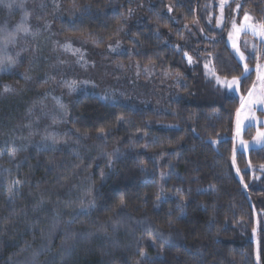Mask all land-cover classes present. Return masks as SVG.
Returning <instances> with one entry per match:
<instances>
[{"label":"trees","instance_id":"1","mask_svg":"<svg viewBox=\"0 0 264 264\" xmlns=\"http://www.w3.org/2000/svg\"><path fill=\"white\" fill-rule=\"evenodd\" d=\"M32 1L35 11L27 0L23 9L0 5V25L11 30L27 12L31 32L35 22L54 21L60 35L97 46L116 38L126 6L62 0L77 12L62 21L49 0ZM216 1L159 0L146 12L150 26L129 34L135 62L186 79L167 113L59 87L44 102L30 99L31 89L11 100L5 86L20 87L24 78L0 72V264H264V174L255 180L247 170L264 165V148L237 155L239 178L231 160L239 102L219 99L204 82V59L220 78L242 75L225 30L215 26ZM241 6L264 23V0ZM195 23L205 39L192 67L180 45ZM19 35L9 54L31 45L43 53L37 35ZM24 55L14 71L37 65ZM252 74L240 82L243 93ZM42 86L34 87L40 95Z\"/></svg>","mask_w":264,"mask_h":264},{"label":"rangeland","instance_id":"2","mask_svg":"<svg viewBox=\"0 0 264 264\" xmlns=\"http://www.w3.org/2000/svg\"><path fill=\"white\" fill-rule=\"evenodd\" d=\"M30 1L32 0H27V5L30 10L34 9L35 11V5L31 4ZM243 1L224 0L222 10V0L215 2L217 8L215 26L217 29L225 30L226 45L241 67L242 75L243 66L239 62L238 57H236L228 39L229 33L232 31V23L235 22L240 26L243 23L245 12L251 17L250 23H262L248 11L242 12L241 8L237 11L236 5H242ZM61 2L62 0H52V2L49 0L50 8L56 19H65L62 21H66L77 15L73 2L68 7ZM158 3L159 0H121L120 4L126 6H124V20L118 34L113 41L98 46L86 40L71 39L60 35L58 31L59 25L53 24L54 21H52L53 23L48 22V20L35 22L32 27L34 32L37 33L38 39L42 40L43 49L41 51L43 53L37 55L32 45L24 53H21L20 56H25L24 54L32 55L33 60L36 61L34 64L37 63V65L29 70L26 68L27 70L22 72L14 71L16 68L13 67L12 73L23 77L24 80L19 78L22 85L18 87L11 84L9 87L11 91L4 92V94H11L13 96L11 100H16L18 97L25 96V93H28L29 89H31L32 97L30 99L35 102H44L45 96L49 97L52 94H56V89L59 87V93L63 89L67 93L83 90L102 96L103 99L105 98L110 103H121L133 109L144 108L157 113L169 112L170 103L181 98L182 90L187 86L186 79L181 74L177 76L168 71L159 70L156 66L139 65L132 59L134 51L130 42H127L131 30L150 26L146 12H149L153 6L155 10L158 7ZM46 11H48V7ZM18 38H20V35ZM203 39H205V35L197 23L186 28L183 44L180 47L184 52L188 53V56L192 57L191 63L185 57L188 64L192 67L196 65V59L199 56L198 44ZM238 39L241 51L245 53V56L258 57L259 63L264 65V60L261 56L263 54L262 45H264V40L253 36L251 32H242ZM245 42H247V47H245ZM253 45L256 46L255 52H253ZM20 60L22 61L19 57V63H21ZM256 63V59H253V64L248 62L249 68L253 69L251 73H253L252 76L254 75V77L245 93L241 90L240 85L238 92H232L221 85H217L215 77L212 75L211 60L208 59H204L202 67L205 77L204 82L212 84L213 89L218 93L219 99L236 98L239 102L238 109H240V97L247 98V91L254 83L257 84L256 92L260 93L261 91L257 82V74L254 70ZM206 64L208 68H205ZM26 76L29 78L26 79ZM221 79L223 80V78ZM30 83L32 86L29 85ZM39 83L44 85V88L42 86L43 89L40 91L41 95L34 88ZM69 85L73 86L69 87ZM250 108L247 118L242 120L239 133H237L236 115L233 125L231 160L239 178L240 172L236 166L237 155L240 153L248 155L251 151L264 148V144L257 142V132H264V104L252 105ZM233 157L235 162H233ZM247 170L255 180L260 179V176L264 174L261 166L257 168L248 164ZM253 241L255 244L257 243L256 235H254ZM257 253L258 249L256 248L258 257Z\"/></svg>","mask_w":264,"mask_h":264},{"label":"snow or ice","instance_id":"3","mask_svg":"<svg viewBox=\"0 0 264 264\" xmlns=\"http://www.w3.org/2000/svg\"><path fill=\"white\" fill-rule=\"evenodd\" d=\"M223 2H221V10L223 9ZM0 5H3L4 7L8 9H12L14 6L19 7L21 9L24 8V2L23 0H19V3H17V0H0ZM242 6L237 4L236 9L239 11V9ZM169 11H171V8H169ZM29 16V13L25 12L24 18L21 21V23L15 25L14 27L9 29V26L7 23L0 25V72H7L10 71L13 67H15L19 63V57L21 55V51H16L14 55L9 54V46L11 45L13 48H15L17 44V40L20 33H23L25 35H31L33 38L37 35L35 32L30 31V27L26 24L27 18ZM251 20L250 15L245 12L243 15V23L238 26L235 22L232 23V31L229 33V41L231 44V47L236 55L238 57L239 62L243 66V75L242 77H235L233 76L231 80L228 79H221L216 73L213 71L212 75L215 77L217 85H221L225 87L227 90L232 92H238L239 91V85L241 82V79H248L250 78L251 72L253 69H250L248 66L249 59H256V67L255 72L257 74V82L260 85V93L256 92L257 84L254 83L252 87L247 91V98L240 97V109L236 112V127H237V133H239L240 126L243 119L247 118V113L250 112L251 108L250 106L256 105V104H264V65L259 63L258 57H246L245 53L241 51V48L239 46V35L242 32H251L253 36L260 38L261 40H264V23L255 24L250 23ZM219 23V21H218ZM245 47H247V42H245ZM256 51V46L253 45V52ZM185 57H187L188 62H192V57L188 56V53H184ZM205 68H208V65H205ZM177 76H179V73H176ZM28 79L29 77H25ZM73 85H69V87H72ZM5 92L11 91V89L8 86H5L4 88ZM58 107L64 111L66 109V106L59 101H57ZM31 109H29V113L31 114ZM53 123L57 122V116L52 117ZM31 124L27 125V127L31 128ZM101 132H103V129H101ZM45 140H51L52 144L55 145L58 141L55 136H45ZM257 142L264 144V132H257ZM215 143V141H213ZM243 143V141H241ZM10 156L13 155V153H8ZM233 162L234 157H233ZM261 170L264 171V165L261 166ZM163 191V189H161ZM90 192V190H89ZM159 198V197H158ZM121 205L123 206V201L121 202ZM178 207H182V205H178ZM255 235V233H254ZM155 243V242H153ZM141 256L143 257V253H141Z\"/></svg>","mask_w":264,"mask_h":264}]
</instances>
